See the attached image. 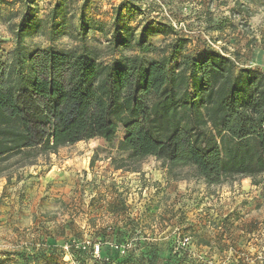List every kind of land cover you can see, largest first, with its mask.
<instances>
[{
	"label": "trees",
	"instance_id": "obj_1",
	"mask_svg": "<svg viewBox=\"0 0 264 264\" xmlns=\"http://www.w3.org/2000/svg\"><path fill=\"white\" fill-rule=\"evenodd\" d=\"M67 9L63 0L45 18L27 10L18 21L8 20L14 46L0 57V176L13 158L33 164L40 155L94 138L115 145L122 129L116 148L128 155L118 161L155 157L170 171L192 169L209 186L238 178L260 183L264 70L211 47L189 51L188 39L165 23L140 30L124 25L102 47L89 38L91 30L107 34L102 22L82 11L73 26ZM36 34L52 41L68 35L77 44L32 49L25 40ZM154 35L171 38L158 45ZM126 232L97 228L89 246L71 242L69 254L76 264H250L236 256L192 257L185 243L138 241L129 248ZM204 245L229 249L222 241ZM52 250L44 262L65 264Z\"/></svg>",
	"mask_w": 264,
	"mask_h": 264
},
{
	"label": "rangeland",
	"instance_id": "obj_2",
	"mask_svg": "<svg viewBox=\"0 0 264 264\" xmlns=\"http://www.w3.org/2000/svg\"><path fill=\"white\" fill-rule=\"evenodd\" d=\"M62 1L0 0V57L14 46L8 28L10 18L16 22L27 10L45 18ZM66 3L72 25L82 11L87 18L102 22L107 34L89 32V38L103 42L102 47L124 25L140 30L146 23H165L188 39L189 51L211 47L233 56L239 65L264 70V0ZM71 24L68 28L74 31ZM170 38L154 35L152 40L165 45ZM25 44L32 49L67 48L77 42L68 35L52 41L47 35L36 34ZM122 136L120 129L115 145L94 138L40 155L33 164L25 165L20 158L3 164L0 260L6 264H47L45 257L57 248L60 260L76 264L69 254L70 243L87 247L95 239V230L107 227L127 229L125 244L129 248L138 241L185 243L190 256L203 260L236 256L250 264H264V174L259 184H253L250 178H238L209 186L192 169L170 171L155 157L137 163L118 161L128 155L116 148ZM117 164L123 167L117 168ZM116 239L111 240L114 243ZM204 241H222L229 249L220 253ZM97 245L95 253L99 254Z\"/></svg>",
	"mask_w": 264,
	"mask_h": 264
}]
</instances>
